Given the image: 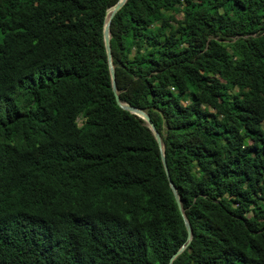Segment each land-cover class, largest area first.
Listing matches in <instances>:
<instances>
[{
    "label": "trees",
    "instance_id": "16d2710c",
    "mask_svg": "<svg viewBox=\"0 0 264 264\" xmlns=\"http://www.w3.org/2000/svg\"><path fill=\"white\" fill-rule=\"evenodd\" d=\"M115 2L0 0V264H169L187 238L112 89ZM110 45L191 224L173 263L264 264V0H125Z\"/></svg>",
    "mask_w": 264,
    "mask_h": 264
},
{
    "label": "water",
    "instance_id": "95a60500",
    "mask_svg": "<svg viewBox=\"0 0 264 264\" xmlns=\"http://www.w3.org/2000/svg\"><path fill=\"white\" fill-rule=\"evenodd\" d=\"M124 2H125V0H116V2L114 4H112L110 7L107 8L106 14H105V16H106L105 22H104V26H103V41H104V46L106 49L107 60H108V65H109L111 85H112V89H113L117 103L121 107H123V108L129 110L130 112H133V113L139 115L141 118H143L144 122L151 128V131L153 132V135L155 136V138L158 142V145L160 148L161 160H162L163 167L165 169L167 178L169 180V185L173 191L174 197L176 199V202H177L179 210L182 214L185 226L187 228L186 240L184 241V243H182V245L169 258V264H174L173 258L179 252H181L182 249L190 241L191 234H192V228H191V224H190L187 216L185 215L184 208L182 206L181 199H180V194L177 190V187L175 186L174 182L171 179L160 132L156 129L149 113L144 108L139 107V106H135V105H133V104H131L125 100H121L119 97V89H118L117 83H116L115 70H114V64L112 62V52H111V45H110V20H111V17L114 15V13L122 6V4Z\"/></svg>",
    "mask_w": 264,
    "mask_h": 264
},
{
    "label": "rangeland",
    "instance_id": "374dc122",
    "mask_svg": "<svg viewBox=\"0 0 264 264\" xmlns=\"http://www.w3.org/2000/svg\"><path fill=\"white\" fill-rule=\"evenodd\" d=\"M184 101H186V100H184ZM79 122H80V120H79Z\"/></svg>",
    "mask_w": 264,
    "mask_h": 264
}]
</instances>
